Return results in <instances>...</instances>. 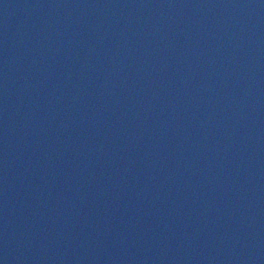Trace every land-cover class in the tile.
Returning <instances> with one entry per match:
<instances>
[{
	"label": "water",
	"instance_id": "obj_1",
	"mask_svg": "<svg viewBox=\"0 0 264 264\" xmlns=\"http://www.w3.org/2000/svg\"><path fill=\"white\" fill-rule=\"evenodd\" d=\"M0 264H264V0H0Z\"/></svg>",
	"mask_w": 264,
	"mask_h": 264
}]
</instances>
